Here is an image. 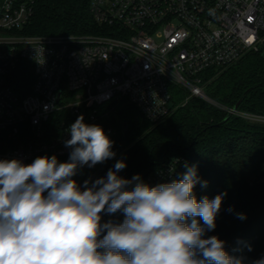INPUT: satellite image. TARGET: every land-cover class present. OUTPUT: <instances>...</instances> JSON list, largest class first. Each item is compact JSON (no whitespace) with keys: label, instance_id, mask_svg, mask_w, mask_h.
Masks as SVG:
<instances>
[{"label":"built area","instance_id":"obj_1","mask_svg":"<svg viewBox=\"0 0 264 264\" xmlns=\"http://www.w3.org/2000/svg\"><path fill=\"white\" fill-rule=\"evenodd\" d=\"M89 1L95 22L111 34H24L32 6L0 0V159L30 163L56 155L66 161L64 141L77 117L113 136L115 129L104 122L124 103L161 123L173 111L171 86L231 113L207 96L200 74L264 52V0ZM29 63L33 81L29 94L21 95L11 83ZM233 113L264 124V115ZM109 162L83 170L97 173ZM172 173L170 167L144 182L154 186Z\"/></svg>","mask_w":264,"mask_h":264},{"label":"clouds","instance_id":"obj_2","mask_svg":"<svg viewBox=\"0 0 264 264\" xmlns=\"http://www.w3.org/2000/svg\"><path fill=\"white\" fill-rule=\"evenodd\" d=\"M68 132L66 161L56 155L30 163L0 159V264H245L225 241L207 235L227 192L198 199L196 186L208 182L195 165L185 164L181 178L153 186L139 174L119 175L127 167L120 159L105 176L81 185L74 177L85 166L116 156L114 141L83 115ZM116 213L122 222L103 220ZM236 217L247 219L244 213ZM250 264H264V255Z\"/></svg>","mask_w":264,"mask_h":264},{"label":"trees","instance_id":"obj_3","mask_svg":"<svg viewBox=\"0 0 264 264\" xmlns=\"http://www.w3.org/2000/svg\"><path fill=\"white\" fill-rule=\"evenodd\" d=\"M33 8L24 34L101 35L111 34L99 26L90 11L89 0H20ZM31 66V67H30ZM207 96L216 103L233 109L242 100L238 111L264 115L263 52H251L238 63L223 70L200 74ZM33 81L29 63L15 75L12 88L27 95ZM171 115L158 124L150 123L134 106L124 103L117 115L104 122L113 127L116 156L91 178L106 175L116 160L127 167L119 173L131 179L139 174L143 181L150 175L173 167L172 177L181 178L185 164L197 167V173L208 185L195 188L197 198L210 199L227 192L216 218V228L207 235L225 241L226 250L245 258V264L264 255V124L251 123L196 97L178 86L170 87ZM83 185V183H81ZM229 207L234 209L229 212ZM236 213L246 214L240 220ZM118 214L115 221L122 222ZM202 224L203 222L200 221ZM251 246L252 251H248Z\"/></svg>","mask_w":264,"mask_h":264},{"label":"rangeland","instance_id":"obj_4","mask_svg":"<svg viewBox=\"0 0 264 264\" xmlns=\"http://www.w3.org/2000/svg\"><path fill=\"white\" fill-rule=\"evenodd\" d=\"M185 90V89H184ZM187 91V90H186ZM229 114V113H228ZM96 173H87L85 170H81L80 173L74 177L78 181V183H83L85 180H88V178H91ZM91 176V177H90Z\"/></svg>","mask_w":264,"mask_h":264},{"label":"water","instance_id":"obj_5","mask_svg":"<svg viewBox=\"0 0 264 264\" xmlns=\"http://www.w3.org/2000/svg\"><path fill=\"white\" fill-rule=\"evenodd\" d=\"M263 57H264V52H263ZM242 100L238 102V104L233 108V112L237 111L239 109V106L241 105ZM233 112L228 114V117L222 122V124H224L225 122H227L232 116H233Z\"/></svg>","mask_w":264,"mask_h":264}]
</instances>
